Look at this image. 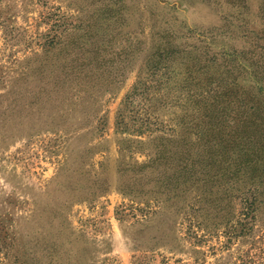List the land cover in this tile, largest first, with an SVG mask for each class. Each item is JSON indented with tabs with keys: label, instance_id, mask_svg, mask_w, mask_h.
I'll use <instances>...</instances> for the list:
<instances>
[{
	"label": "rangeland",
	"instance_id": "rangeland-1",
	"mask_svg": "<svg viewBox=\"0 0 264 264\" xmlns=\"http://www.w3.org/2000/svg\"><path fill=\"white\" fill-rule=\"evenodd\" d=\"M257 122L264 0H0V264H264Z\"/></svg>",
	"mask_w": 264,
	"mask_h": 264
},
{
	"label": "trees",
	"instance_id": "trees-1",
	"mask_svg": "<svg viewBox=\"0 0 264 264\" xmlns=\"http://www.w3.org/2000/svg\"><path fill=\"white\" fill-rule=\"evenodd\" d=\"M245 117L250 122L252 128L250 130L244 129L243 133L247 140L251 141L254 137H257L255 128L253 126L252 113L246 115ZM257 125L260 128V123L257 122ZM259 134L261 136H264V130L262 128H260ZM221 144L222 143H219L217 145L218 148H220ZM245 150L247 156L235 159L233 161L234 165L230 169H228V180L226 182V186L230 188H235L236 186L247 187L246 190H243L241 192L240 198V214H243L244 217L247 218L246 220L242 218V223H239L241 230L245 228L248 221H251L253 217V211L255 210L254 203L256 201V195L258 192L255 188V184L259 183L264 185V154L261 157L262 161L258 165H256V152L254 150ZM245 152L242 151L239 157L245 155Z\"/></svg>",
	"mask_w": 264,
	"mask_h": 264
}]
</instances>
